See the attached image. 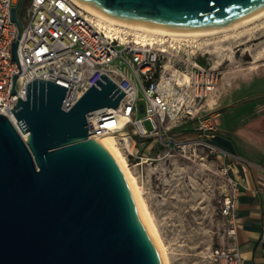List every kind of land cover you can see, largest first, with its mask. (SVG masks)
Returning a JSON list of instances; mask_svg holds the SVG:
<instances>
[{
    "label": "water",
    "instance_id": "1",
    "mask_svg": "<svg viewBox=\"0 0 264 264\" xmlns=\"http://www.w3.org/2000/svg\"><path fill=\"white\" fill-rule=\"evenodd\" d=\"M79 1L113 18L188 31L264 8V0ZM21 2L11 10L19 33ZM100 77L68 110L67 87L29 82L25 100L11 109L24 140L0 114V264H162L121 171L89 138L86 115L117 108L125 94Z\"/></svg>",
    "mask_w": 264,
    "mask_h": 264
},
{
    "label": "built area",
    "instance_id": "2",
    "mask_svg": "<svg viewBox=\"0 0 264 264\" xmlns=\"http://www.w3.org/2000/svg\"><path fill=\"white\" fill-rule=\"evenodd\" d=\"M17 1L0 0V114L10 120L23 140L27 134L11 109L19 99L25 100L26 85L35 78L67 87L62 108L68 110L105 74L125 94L117 108H102L86 115L89 138L123 130L117 137L130 159L139 157L132 137L162 138L168 121L192 118L215 89L218 71L188 57L180 45L173 46L175 53L167 65L166 50L155 44L133 39L122 41L106 35L92 16L71 0H29L22 13L20 5L19 33L11 18ZM14 42L17 60L12 56ZM141 109L143 117L137 119L135 116ZM123 118L125 123L120 129L119 121ZM145 122L149 123L148 129ZM189 145L176 139L168 144L169 150ZM227 180L230 191L220 212L229 224L230 243L216 249L212 260L213 264H243L241 253L233 244L236 236L233 212L239 185L233 174ZM261 236L264 241V229Z\"/></svg>",
    "mask_w": 264,
    "mask_h": 264
},
{
    "label": "rangeland",
    "instance_id": "3",
    "mask_svg": "<svg viewBox=\"0 0 264 264\" xmlns=\"http://www.w3.org/2000/svg\"><path fill=\"white\" fill-rule=\"evenodd\" d=\"M28 2H22L21 13ZM162 46L169 65L175 50L167 41ZM180 46L191 59L218 71L215 89L192 118L168 121L162 138L132 137L139 157L126 159L143 188L170 264H213V252L230 243L229 224L220 211L230 191L227 176L233 164L243 159L264 165V22ZM224 79V93L216 98ZM257 80L261 85L254 87ZM135 117L141 119L143 113ZM144 124L148 129L149 123ZM174 139L190 145L169 150Z\"/></svg>",
    "mask_w": 264,
    "mask_h": 264
},
{
    "label": "bare ground",
    "instance_id": "4",
    "mask_svg": "<svg viewBox=\"0 0 264 264\" xmlns=\"http://www.w3.org/2000/svg\"><path fill=\"white\" fill-rule=\"evenodd\" d=\"M71 1L74 2L75 5L83 9L86 13L91 15L96 25L101 30H103L106 35L117 37L122 41L124 40L125 36L131 35L134 41L150 45L159 43L161 48L164 47L162 45L166 41L169 42L172 46L176 44L180 45L182 43L196 44L201 40H207L220 36L226 37L230 34L240 33L241 31L253 27L258 23L264 22L263 8L246 18L209 30H176L113 18L86 3L80 2L79 0ZM124 121L125 118L120 119V129L124 126ZM123 133L124 131L120 130L116 134L107 133L95 137L94 139H96V141L105 149V151L108 152V154L112 157L119 170L121 171L136 206V209L141 217V220L152 241L156 245L162 264H170L165 245L160 238L157 227L144 200L143 188L138 184L136 177L133 175L129 167L126 156L119 146L117 136Z\"/></svg>",
    "mask_w": 264,
    "mask_h": 264
},
{
    "label": "crops",
    "instance_id": "5",
    "mask_svg": "<svg viewBox=\"0 0 264 264\" xmlns=\"http://www.w3.org/2000/svg\"><path fill=\"white\" fill-rule=\"evenodd\" d=\"M226 81L219 82L214 94L216 98L224 93ZM257 85H261L258 80L254 87ZM232 174L239 185L233 212L236 224L233 244L239 249L243 264H264V241L261 236L264 229V165L255 160L242 159L233 164Z\"/></svg>",
    "mask_w": 264,
    "mask_h": 264
}]
</instances>
